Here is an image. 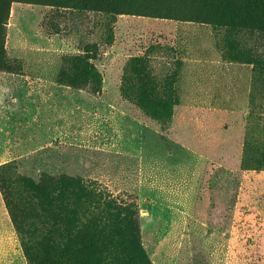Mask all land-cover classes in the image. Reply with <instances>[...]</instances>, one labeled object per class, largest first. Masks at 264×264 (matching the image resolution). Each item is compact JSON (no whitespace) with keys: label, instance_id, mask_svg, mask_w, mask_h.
Masks as SVG:
<instances>
[{"label":"rangeland","instance_id":"374dc122","mask_svg":"<svg viewBox=\"0 0 264 264\" xmlns=\"http://www.w3.org/2000/svg\"><path fill=\"white\" fill-rule=\"evenodd\" d=\"M191 1L0 0V166L134 197L152 264H264V31ZM0 264H28L1 190Z\"/></svg>","mask_w":264,"mask_h":264},{"label":"trees","instance_id":"16d2710c","mask_svg":"<svg viewBox=\"0 0 264 264\" xmlns=\"http://www.w3.org/2000/svg\"><path fill=\"white\" fill-rule=\"evenodd\" d=\"M45 1L111 13L153 6L149 0ZM191 2L198 20L264 31V0ZM4 7L0 29L8 14ZM3 171L10 180L3 179ZM14 172L10 163L0 166V190L28 264H152L140 243L134 197L113 195L78 177L42 174L35 182Z\"/></svg>","mask_w":264,"mask_h":264}]
</instances>
